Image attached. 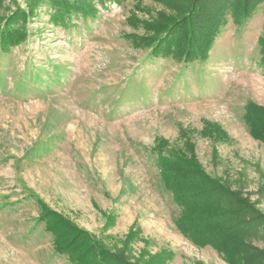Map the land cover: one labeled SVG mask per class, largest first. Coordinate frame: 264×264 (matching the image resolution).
<instances>
[{"label":"rangeland","instance_id":"obj_1","mask_svg":"<svg viewBox=\"0 0 264 264\" xmlns=\"http://www.w3.org/2000/svg\"><path fill=\"white\" fill-rule=\"evenodd\" d=\"M46 3L16 24L27 41L0 49V264H73L55 250L48 210L125 264H229L178 230L156 152L190 154L264 214V142L244 118L249 104L264 108V2L241 27L229 18L209 59L194 64L133 41L145 35L141 21L174 16L172 4L88 0L94 15L52 24L59 8ZM28 9L3 0L0 24ZM259 225L250 242L264 250Z\"/></svg>","mask_w":264,"mask_h":264},{"label":"trees","instance_id":"obj_2","mask_svg":"<svg viewBox=\"0 0 264 264\" xmlns=\"http://www.w3.org/2000/svg\"><path fill=\"white\" fill-rule=\"evenodd\" d=\"M140 3L143 0H139ZM172 4L175 15L157 14L154 22L141 21L145 35L134 43L153 57L175 63L194 64L209 59L221 28L228 22L241 27L253 17L264 0H152ZM3 0H0V7ZM47 2L57 10L52 24L63 22L71 13L94 15L88 0H27L28 11H16L4 25L0 24V49L7 54L28 39V32L18 27L19 20L34 16L38 6ZM138 10L142 7L138 6ZM57 16V17H56ZM51 24V25H52ZM259 67L264 69V35L259 39ZM245 123L251 134L264 142V108L249 104ZM158 166L164 186L173 196L181 212L176 226L194 245L211 247L229 264H264V250L251 244L264 225V214L254 205L212 178L188 153L157 152ZM184 156V157H183ZM252 214L248 219L243 216ZM42 220L54 236L55 250L67 255L73 264H125L104 243L85 230L74 227L68 220L55 217L48 210ZM257 225V226H255ZM254 228V229H253ZM169 260L173 259L170 254ZM164 260V261H163ZM167 257L162 259L165 263ZM129 264V262H127Z\"/></svg>","mask_w":264,"mask_h":264}]
</instances>
